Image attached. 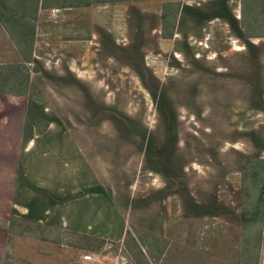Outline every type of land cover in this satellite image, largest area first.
<instances>
[{
    "label": "rangeland",
    "instance_id": "obj_1",
    "mask_svg": "<svg viewBox=\"0 0 264 264\" xmlns=\"http://www.w3.org/2000/svg\"><path fill=\"white\" fill-rule=\"evenodd\" d=\"M88 1L41 9L34 39L14 37L0 20V102H8L0 124V171L14 167L19 186L41 191L39 180L23 179L31 180L25 157L34 154L31 144L38 145L22 135L21 120L29 115L64 131L67 156L60 162L79 159L88 168L73 196H93L95 204V212L80 219L88 227L76 229L73 214L53 212L39 220L38 200L25 212L24 194L17 196L15 208L1 207L0 264H264V101L255 100L264 97L258 91L264 70L253 79L197 70L236 89L228 99L219 87L198 89L208 110L219 109L220 101L226 115L233 113L200 116L199 104L186 99L185 87L174 80L184 77L183 65L187 60L191 67L192 60L174 55L173 37H162V15L168 35L181 0L80 4ZM252 24L259 34L258 23ZM255 40L261 48L256 55L264 58V39ZM27 75L29 98V89L2 92L4 85L24 88ZM6 126L12 128L4 133ZM7 141L10 156L3 155ZM38 169L30 177H38ZM55 202L44 200L43 208ZM255 210V218L243 221V212ZM88 254L93 259L86 260Z\"/></svg>",
    "mask_w": 264,
    "mask_h": 264
},
{
    "label": "crops",
    "instance_id": "obj_2",
    "mask_svg": "<svg viewBox=\"0 0 264 264\" xmlns=\"http://www.w3.org/2000/svg\"><path fill=\"white\" fill-rule=\"evenodd\" d=\"M155 20L161 21V19L158 20L156 17ZM252 23H258L257 27L260 29L259 34L253 32ZM247 27H251L253 33L247 32ZM220 39L223 41H219ZM255 39H264V0H181L177 24L171 43H173L175 49L173 51L174 55H177V53H182L183 55L184 53V55H187L192 60V66L190 67L189 64L187 65V60L185 59L186 64H182L185 69V71H183L184 77H175L174 80L175 84L185 87L184 91L188 95L186 99L199 104L197 109H199L200 116H210V112L212 114H219L217 116H232L233 113L231 115H226L227 113H224L225 109L223 110V105H220V101H218L219 109L208 110L207 105L209 100L202 97V95L196 96L198 89H200L202 93V88L211 89L213 87H219V91L223 93L222 95H226V99L230 96H234L236 89L232 86L231 88L226 86L229 85L230 82H225L220 79L214 81L210 79V77L202 78L203 75L200 76L195 72L197 70H205L207 72L228 70L231 74L241 73L248 79H253L257 69L264 70V58L260 57V54L256 55L258 49L261 51V48H256L259 40L256 41ZM217 42L221 45L228 44L229 46L217 48L215 46ZM261 46L263 45L261 44ZM177 47H180L183 52ZM227 54L229 55L228 57ZM221 55L226 56V58L220 57ZM218 75L219 74H217V76ZM257 84L258 83H256V85ZM258 85V91H261L263 94L264 81ZM29 86L27 97L32 93V82ZM242 91L246 92L247 95L249 94V88L246 85ZM255 100L257 103L263 102L264 97L262 95L256 97ZM248 101L251 102V98H249ZM6 103L8 102H0V124L5 122L3 120V113ZM190 113L195 116L192 111H190ZM45 120L49 122L48 119ZM21 122L24 140L27 139L30 141L34 139L35 142L38 141L36 148H34L32 144L29 147V150L34 152L33 156L25 157L28 163V167L25 168L31 171V173H29V178H31V180H27L25 174H23V179L26 183L33 182V184L38 183L39 180L40 183H42L40 185L41 191L34 192L26 190L24 181V185L19 186L17 184L18 179H22H20V177L18 178L19 175H17L14 167L12 169L8 167L7 169H3V171H7V174L0 171V213L1 207L5 204L7 205L8 211L12 206L15 208L16 197L24 194L26 203L25 212L29 207L27 203L38 200L37 204L40 206L39 213H41V216L37 217V219L43 221H46V219L49 220L53 212H56L58 215L68 214L70 217H72L73 214L76 216V218L74 217L75 224L72 225L73 228L80 229L82 227H88L86 220L80 221V219L85 215L95 212V210L93 211L94 208H91L95 205L92 204L94 202V197L89 196L79 199L73 196L75 191H79L80 178L84 176L88 168L85 167V165L80 166L79 159L75 162L67 161L64 164L60 162L63 157L67 156L64 150H61L64 131L53 128V125H49L47 128L43 123L35 121V118H31L29 115L23 116ZM6 127L7 131L4 130V133L9 132L12 128L10 126ZM56 133H60L61 135V137H58V140H55L56 136H58ZM11 145L12 144L7 141L6 149L8 154L6 153L7 151H5L3 155L10 156ZM58 157H60V159H58ZM51 162H54V169L52 166L53 164L49 165ZM37 168H39L38 170L41 172L37 175L38 177H30V174L35 175L34 171H36ZM70 175L72 176L71 180ZM84 178L85 176L83 179ZM64 181L65 183L62 184L61 189H59V184ZM65 194L67 197H64ZM52 198L60 202H55L43 208L45 205L44 200L51 201ZM11 199H13V201H11ZM52 206L53 210L50 208ZM58 218H61V216H58ZM57 224H60V226L67 225L62 223Z\"/></svg>",
    "mask_w": 264,
    "mask_h": 264
},
{
    "label": "trees",
    "instance_id": "obj_3",
    "mask_svg": "<svg viewBox=\"0 0 264 264\" xmlns=\"http://www.w3.org/2000/svg\"><path fill=\"white\" fill-rule=\"evenodd\" d=\"M81 0H78V3H75V0L66 1L69 4L64 6H89L92 4V1L85 2L83 4H80ZM61 3V0H0V20L5 23L7 26V29L9 32L11 31V34L14 37L17 36H26L30 37L33 35L34 39V26L36 24V20L38 19V13L41 9H47L51 7H64ZM162 22H163V28H162V37L163 38H171L174 35V31L176 28V19L174 18L171 24V32L167 35V28L166 25V16L164 14L162 15ZM32 30V33L29 31ZM22 42V38L18 39ZM33 41V40H32ZM28 61L31 60V55H29ZM26 60V62H28ZM24 88L20 90H14L16 87V84H13V86H8L1 89L2 92H7L11 94H24L28 92L29 84H30V75H27L24 77ZM261 201L264 200V180L262 184V195H260ZM258 214V210H255V212L247 216L246 212L242 213L243 221H247L249 218H255ZM247 219V220H246Z\"/></svg>",
    "mask_w": 264,
    "mask_h": 264
},
{
    "label": "built area",
    "instance_id": "obj_4",
    "mask_svg": "<svg viewBox=\"0 0 264 264\" xmlns=\"http://www.w3.org/2000/svg\"><path fill=\"white\" fill-rule=\"evenodd\" d=\"M85 259L86 260H91V259H93V255L88 254V255L85 256Z\"/></svg>",
    "mask_w": 264,
    "mask_h": 264
}]
</instances>
